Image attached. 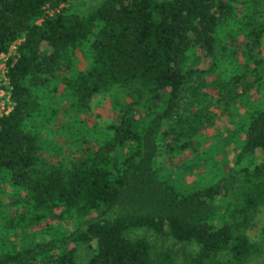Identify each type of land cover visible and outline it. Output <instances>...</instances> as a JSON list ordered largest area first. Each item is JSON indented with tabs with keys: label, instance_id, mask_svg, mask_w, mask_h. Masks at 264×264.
Instances as JSON below:
<instances>
[{
	"label": "trees",
	"instance_id": "1",
	"mask_svg": "<svg viewBox=\"0 0 264 264\" xmlns=\"http://www.w3.org/2000/svg\"><path fill=\"white\" fill-rule=\"evenodd\" d=\"M77 3L0 0V54L14 44L3 62L11 105L0 114V264H76L78 246L85 264H171L145 231L192 245L185 264H241L258 247L245 230L264 202V92L246 113L232 172L180 191L156 159L201 127L203 108L185 102L247 72L260 80L259 0ZM192 46L204 66H182ZM94 92L115 110L97 134ZM46 219L71 225L50 230Z\"/></svg>",
	"mask_w": 264,
	"mask_h": 264
},
{
	"label": "rangeland",
	"instance_id": "2",
	"mask_svg": "<svg viewBox=\"0 0 264 264\" xmlns=\"http://www.w3.org/2000/svg\"><path fill=\"white\" fill-rule=\"evenodd\" d=\"M99 0H78L77 8H86ZM259 12L257 19L262 24V32L259 42L260 56L263 63L260 70V80L257 81L254 74L247 72L244 78L240 79L234 87L230 84L217 85V88L205 87L209 93L206 101L199 98L193 104L184 103L190 110L201 107L199 116H204L201 127L195 136L190 137V141L182 150L173 154L161 152L156 159L158 172L171 182L178 190L185 191L191 188L200 187L214 181L218 175L224 172H232L229 167L232 165L233 154L238 150L241 142L243 126L246 121V113L253 107L256 101L261 98L264 92V0H259ZM14 44L12 43L5 53L0 54V65L3 64L5 57L12 53ZM242 57L241 52L237 54ZM207 58L201 54L197 46L190 47L182 60V66H204ZM213 76L206 74L203 79L209 80ZM207 86V85H206ZM189 95L188 92H183ZM182 98V99H183ZM184 99V100H185ZM107 95L94 92L89 99V117L96 124V133L103 131L104 125L115 118V110L110 108ZM181 107V106H180ZM183 112V111H182ZM93 135V133H92ZM73 150L69 153H73ZM229 170V171H228ZM10 184L4 181L2 188H9ZM6 200L5 197H3ZM9 206L4 210L8 211ZM217 210H220L217 204ZM47 220V219H46ZM46 220H42L36 225H27L25 232H30L44 225ZM50 230L58 228H69L71 220L63 222L47 220ZM5 220H0V229ZM264 202L259 204L251 217L250 223L245 232L250 241L258 247L241 264H264ZM22 228V227H21ZM19 226L14 228L16 232L14 242L19 243L22 234L19 233ZM141 228L129 231L130 235L141 234ZM148 239L154 244L156 249L167 248L171 251V264H185L187 251L192 250V245L174 241L167 237L157 236L150 231H145ZM86 251L84 247L78 246L75 251L76 264H85Z\"/></svg>",
	"mask_w": 264,
	"mask_h": 264
},
{
	"label": "built area",
	"instance_id": "3",
	"mask_svg": "<svg viewBox=\"0 0 264 264\" xmlns=\"http://www.w3.org/2000/svg\"><path fill=\"white\" fill-rule=\"evenodd\" d=\"M6 77L4 76V64L0 65V114L5 113L11 105L8 91L5 89Z\"/></svg>",
	"mask_w": 264,
	"mask_h": 264
}]
</instances>
